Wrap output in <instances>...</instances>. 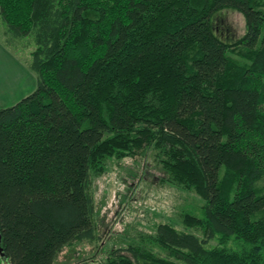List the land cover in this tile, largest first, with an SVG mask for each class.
Segmentation results:
<instances>
[{"label":"trees","instance_id":"16d2710c","mask_svg":"<svg viewBox=\"0 0 264 264\" xmlns=\"http://www.w3.org/2000/svg\"><path fill=\"white\" fill-rule=\"evenodd\" d=\"M226 8L245 16L233 42L214 28ZM0 18L8 47L35 42L37 73L0 107L7 264L102 240L90 186L109 157L151 147L205 216L182 213L196 232L160 222L96 264H264V0H0ZM232 237L244 247L222 245Z\"/></svg>","mask_w":264,"mask_h":264},{"label":"rangeland","instance_id":"374dc122","mask_svg":"<svg viewBox=\"0 0 264 264\" xmlns=\"http://www.w3.org/2000/svg\"><path fill=\"white\" fill-rule=\"evenodd\" d=\"M214 28L225 41L233 42L246 31L245 16L234 8L222 9L214 17ZM5 30L0 18V107L15 104L37 86V73L30 67L35 42L31 37L18 38L8 47ZM231 55L240 58L234 52ZM164 177L158 147L135 157H109L106 171L89 188L96 205L92 219L102 240L93 245L84 242L67 245L52 264H96L115 246L139 243L140 235L153 233L160 222L196 232L183 224L182 213L204 217L205 199ZM207 244L213 246L219 241L214 238ZM244 244L232 237L222 245L241 249ZM0 264H7L1 250Z\"/></svg>","mask_w":264,"mask_h":264},{"label":"water","instance_id":"95a60500","mask_svg":"<svg viewBox=\"0 0 264 264\" xmlns=\"http://www.w3.org/2000/svg\"><path fill=\"white\" fill-rule=\"evenodd\" d=\"M0 250L2 251V248L0 247Z\"/></svg>","mask_w":264,"mask_h":264},{"label":"crops","instance_id":"0c3cea01","mask_svg":"<svg viewBox=\"0 0 264 264\" xmlns=\"http://www.w3.org/2000/svg\"><path fill=\"white\" fill-rule=\"evenodd\" d=\"M0 46H1V44H0Z\"/></svg>","mask_w":264,"mask_h":264}]
</instances>
